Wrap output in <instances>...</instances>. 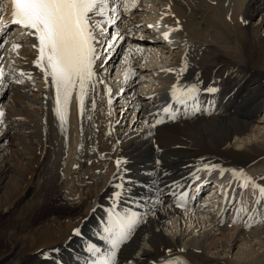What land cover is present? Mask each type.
<instances>
[{"label": "bare ground", "instance_id": "bare-ground-1", "mask_svg": "<svg viewBox=\"0 0 264 264\" xmlns=\"http://www.w3.org/2000/svg\"><path fill=\"white\" fill-rule=\"evenodd\" d=\"M125 2L120 13L127 29L119 34L124 45H135L145 56L144 47L152 46L164 56L161 39L151 35L143 20L160 13L176 33V52L164 56L169 63L177 60L175 71L162 80L160 92L137 91L134 83L146 70L136 67L126 51L123 86L128 91L112 110L106 81L98 74L106 58L101 57L94 69L96 87H89L83 112L74 90L63 128L53 112L54 89L34 66L32 37L19 31L9 39L2 68L9 87H0V111L5 113L0 125V264H57L61 258L74 264L89 245L100 248L94 259L101 258L108 226L99 230L97 223L106 221L107 209L116 204L117 211L143 218L118 252L117 264H264V229L222 227L206 210L178 213L168 191L174 183L184 187L205 165L246 167L264 159V122L254 120L264 112V30L259 32L264 0H150L146 9L151 15H143L139 0L125 12ZM14 43L18 53L10 52ZM21 71L31 78L18 76ZM199 80L202 88L218 91L201 93L198 107L173 103V112L179 108L175 120L155 128L144 122L168 105L172 86ZM193 110L197 115L186 114ZM243 137L252 141L237 148ZM117 159L127 161L119 171ZM256 164L250 167L253 172ZM118 185L126 187L114 201L110 197L121 191ZM246 195L243 189L235 198Z\"/></svg>", "mask_w": 264, "mask_h": 264}, {"label": "snow or ice", "instance_id": "snow-or-ice-1", "mask_svg": "<svg viewBox=\"0 0 264 264\" xmlns=\"http://www.w3.org/2000/svg\"><path fill=\"white\" fill-rule=\"evenodd\" d=\"M2 2V0H0ZM113 0H11V23L18 25L25 31L26 35L34 38L32 47L36 50V57L33 61L34 66L41 70L44 75L45 83L51 85L54 89L55 100L53 112L60 121L61 127L67 122L69 102L76 91V98L79 102L81 113L83 112L84 98L88 94L89 87L93 89L96 87V61L101 59V51L98 50L101 43L98 33L102 36L105 29L103 24L107 23L109 26L119 19L118 6H111ZM136 7V0L125 2L124 11L128 12L131 8ZM111 13V17L108 13ZM96 17H104L103 20L95 19ZM177 25L179 21L176 22ZM7 27V26H6ZM149 27H153L149 25ZM176 30H179L177 28ZM122 39L119 34L113 37ZM164 38H168V34H164ZM7 43V41H4ZM3 44L0 43V48ZM112 47L111 44L107 51ZM19 45L13 44L10 52L18 53ZM3 57H0L2 60ZM169 71H173L170 69ZM187 71V67H183L181 72ZM7 73L0 68V87L8 88L9 81L6 80ZM21 77L31 78L30 73L19 72L17 74ZM50 78V81H49ZM23 83V80L15 81ZM100 83H103L100 81ZM218 91L214 86L208 88L198 87L196 84L184 85L178 87L174 85L171 90V99L177 106L185 108L193 105L199 106V96L201 93L207 95H214ZM108 93V105L111 106L113 100L111 99V89H105ZM151 99V98H150ZM95 101H93V108ZM179 112H176L170 105H166L158 113H150L152 120L145 119V123L149 124L151 128L157 127L164 122V119L175 120ZM5 113L0 111V125L3 124ZM126 164V160L117 159L116 165L118 171L120 165ZM157 164L160 161L156 162ZM214 165H205L204 170L211 172ZM125 172L129 171L127 168L123 169ZM199 171V169L197 170ZM223 175V171H221ZM234 177L242 178L241 188H247L251 183L250 178L244 176L243 172H232ZM198 179V177H195ZM121 191L113 193L110 199L118 201L124 194L123 189L126 185H118ZM168 188V186H165ZM177 188H183V185H175L168 188L172 193L175 206L183 208V201L188 197L189 193L181 191L176 192ZM259 193L264 198V188L259 189ZM144 198L137 197L136 200L143 201ZM133 202V201H130ZM257 204L261 200L256 201ZM119 207H110L107 215L106 224L107 228L103 229V241L106 242L107 251L101 258L92 259L89 264H117V254L122 245L126 243L134 235L135 230L139 227L140 221L143 219L137 213L129 212L127 214L117 211ZM151 211V210H150ZM252 217L249 216V220ZM234 218L230 227L236 224ZM74 235H80L79 230H74ZM100 248L95 245H89L86 248V253H91L92 257H96L100 253ZM155 264V262H153ZM171 264V262H169ZM178 264H186L184 261Z\"/></svg>", "mask_w": 264, "mask_h": 264}, {"label": "rangeland", "instance_id": "rangeland-1", "mask_svg": "<svg viewBox=\"0 0 264 264\" xmlns=\"http://www.w3.org/2000/svg\"><path fill=\"white\" fill-rule=\"evenodd\" d=\"M252 24V26H255L256 27V24H255V22H253V23H251ZM261 28V30H259V32H262L263 30H264V24L260 27ZM258 31V30H257ZM160 61H162V60H155V62H160ZM152 65H155V63H153ZM260 122H261V124L264 122V116H262L260 119H258ZM262 120V121H261ZM258 121V122H259ZM264 133V132H263ZM249 136V135H248ZM243 140H245V141H242L241 139H239L237 142H236V144L238 145L237 146V148L239 147V148H244V146L243 145H245V142H248L247 140H249L247 137H243ZM261 140V139H260ZM263 140V139H262ZM252 140H249V142H251ZM264 141V140H263ZM262 141V142H263ZM232 142H234L233 140H232ZM258 142H260V141H258Z\"/></svg>", "mask_w": 264, "mask_h": 264}]
</instances>
